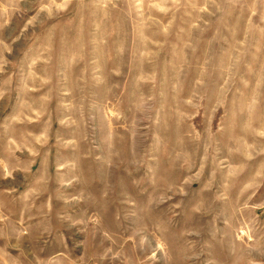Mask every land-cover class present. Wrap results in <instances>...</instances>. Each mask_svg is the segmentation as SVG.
Instances as JSON below:
<instances>
[{"label": "rangeland", "instance_id": "1", "mask_svg": "<svg viewBox=\"0 0 264 264\" xmlns=\"http://www.w3.org/2000/svg\"><path fill=\"white\" fill-rule=\"evenodd\" d=\"M0 264H264V0H0Z\"/></svg>", "mask_w": 264, "mask_h": 264}]
</instances>
